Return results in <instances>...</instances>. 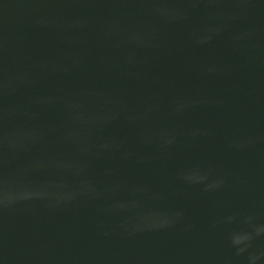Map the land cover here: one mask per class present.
<instances>
[{
    "label": "water",
    "instance_id": "1",
    "mask_svg": "<svg viewBox=\"0 0 264 264\" xmlns=\"http://www.w3.org/2000/svg\"><path fill=\"white\" fill-rule=\"evenodd\" d=\"M0 130L11 183L108 190L0 211V264H264V0H0Z\"/></svg>",
    "mask_w": 264,
    "mask_h": 264
},
{
    "label": "clouds",
    "instance_id": "2",
    "mask_svg": "<svg viewBox=\"0 0 264 264\" xmlns=\"http://www.w3.org/2000/svg\"><path fill=\"white\" fill-rule=\"evenodd\" d=\"M185 2L194 4L196 0H185ZM208 31L210 35L206 39H198L196 41L197 44L207 43L211 39V33L218 31V29L210 28ZM9 91H15V89H11ZM5 94L9 93L6 92ZM178 110H183V106L179 107ZM68 115L73 125L95 123L94 120L85 121L82 116L74 115L71 111V108L68 110ZM13 136H15V138H13ZM65 141L72 145L74 155L69 160L57 162L55 167L58 170L65 172L69 176L77 177L86 171V165L81 163L84 157L88 155H95V157L98 159L103 155L104 152H107L110 148L117 146L114 142H105L99 145L88 142L86 147L81 148L80 142L78 140H74L71 137H66ZM163 142L165 144L172 143V141L166 137L163 138ZM38 143L39 141L33 139L31 135L21 136L15 133H9L7 130H0V211L10 209L18 203L31 200H52L55 201L56 206H59L81 196L99 199L108 192L107 189L104 192L97 191V188L88 180L83 181L79 187L75 189L66 182H61L59 184L50 182L43 185L11 183L7 175V169L9 168L10 164L15 160H20L27 153L31 152ZM9 152H11V156L8 155ZM48 167H52V165L49 164ZM44 170H46L45 166L35 164L29 160L25 161L24 165L18 171L20 173H28L31 171ZM184 179L192 183H198L200 182L201 178L195 175H188L184 176ZM218 186L219 185H215V187ZM49 206L53 205L49 204ZM116 207L119 208L122 206L116 205ZM181 215L182 213H175L177 219ZM248 239H250L248 236H234L232 243L234 245H240Z\"/></svg>",
    "mask_w": 264,
    "mask_h": 264
}]
</instances>
